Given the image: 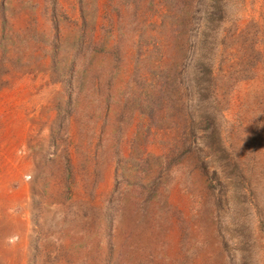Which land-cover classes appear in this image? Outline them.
<instances>
[{
	"label": "rangeland",
	"instance_id": "374dc122",
	"mask_svg": "<svg viewBox=\"0 0 264 264\" xmlns=\"http://www.w3.org/2000/svg\"><path fill=\"white\" fill-rule=\"evenodd\" d=\"M0 264H264V0H0Z\"/></svg>",
	"mask_w": 264,
	"mask_h": 264
},
{
	"label": "bare ground",
	"instance_id": "6f19581e",
	"mask_svg": "<svg viewBox=\"0 0 264 264\" xmlns=\"http://www.w3.org/2000/svg\"><path fill=\"white\" fill-rule=\"evenodd\" d=\"M9 202H12V201H9ZM13 204V203H12ZM10 205H8V207H9ZM6 215H7V213H6ZM18 218V217H17ZM16 217H13V218H11V221H13V222H16V224L14 223L13 224V227L14 228H18V226L20 225V222H22V221H20L19 219H17ZM18 257V256H17Z\"/></svg>",
	"mask_w": 264,
	"mask_h": 264
}]
</instances>
